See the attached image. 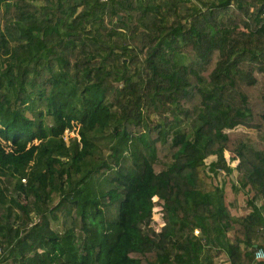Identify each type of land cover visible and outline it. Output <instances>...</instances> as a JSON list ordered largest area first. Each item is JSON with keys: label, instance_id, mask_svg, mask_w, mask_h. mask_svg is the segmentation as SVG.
<instances>
[{"label": "trees", "instance_id": "16d2710c", "mask_svg": "<svg viewBox=\"0 0 264 264\" xmlns=\"http://www.w3.org/2000/svg\"><path fill=\"white\" fill-rule=\"evenodd\" d=\"M263 4L0 0V264H264Z\"/></svg>", "mask_w": 264, "mask_h": 264}, {"label": "rangeland", "instance_id": "374dc122", "mask_svg": "<svg viewBox=\"0 0 264 264\" xmlns=\"http://www.w3.org/2000/svg\"><path fill=\"white\" fill-rule=\"evenodd\" d=\"M73 134V131H69V132H65V139L66 138H69L70 136H72ZM226 158H228V155L226 154ZM234 164V163H233ZM213 182H216L215 180ZM225 192H226V201H231L233 198H234V194L230 188V183L227 182L226 184V188H225ZM236 198V202L238 203V205H242V203L244 204V199H243V196L241 193H239L237 196H235ZM233 208V207H232ZM234 209V208H233ZM236 212H238L239 210L238 209H234ZM160 220V217L159 215L155 212L153 215H152V218H151V221L149 223H147V226L150 227L152 230L154 231H158L159 230V225L156 224L157 221ZM54 225L56 227H59L57 226L55 223ZM220 258H218V260L216 261H219Z\"/></svg>", "mask_w": 264, "mask_h": 264}, {"label": "built area", "instance_id": "2783aa9c", "mask_svg": "<svg viewBox=\"0 0 264 264\" xmlns=\"http://www.w3.org/2000/svg\"><path fill=\"white\" fill-rule=\"evenodd\" d=\"M102 1H106V0H102ZM263 8H264V4H263ZM262 15L264 16V9H263ZM263 257H264L263 252L261 250L256 251L255 259L258 260V259H262Z\"/></svg>", "mask_w": 264, "mask_h": 264}]
</instances>
